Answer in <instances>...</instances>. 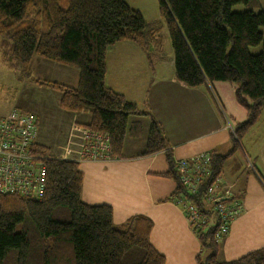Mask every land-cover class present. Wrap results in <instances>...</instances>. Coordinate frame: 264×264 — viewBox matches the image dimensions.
I'll return each mask as SVG.
<instances>
[{
  "label": "trees",
  "instance_id": "obj_1",
  "mask_svg": "<svg viewBox=\"0 0 264 264\" xmlns=\"http://www.w3.org/2000/svg\"><path fill=\"white\" fill-rule=\"evenodd\" d=\"M263 6H264V0ZM249 0H159L160 18L173 51L174 78L191 89L227 84L234 88L237 107L245 121L233 126L234 149L258 123L264 110V9L233 13ZM155 33L141 14L124 0H0L1 58L15 61L28 75L39 58L78 72L75 87L56 82L37 85L60 94L59 108L69 114H88L84 127L107 135L111 155L120 158L127 135L138 138L140 124L130 117L143 116L123 96L104 85L105 53L122 42L147 51ZM262 44L257 55L249 48ZM43 152V148H40ZM164 152L168 171L163 177L175 183L167 199L183 193L161 126L152 118L140 156ZM212 169L220 176L225 157L214 152ZM247 158V157H246ZM248 159V158H247ZM46 187L41 201L0 195V264H165L149 242L152 222L134 216L115 227L107 205L81 201L83 175L76 162H45ZM68 212V221L53 218ZM29 220L38 233L31 241L25 230ZM215 228L194 234L208 256L198 264H264V248L237 260L217 259Z\"/></svg>",
  "mask_w": 264,
  "mask_h": 264
},
{
  "label": "crops",
  "instance_id": "obj_2",
  "mask_svg": "<svg viewBox=\"0 0 264 264\" xmlns=\"http://www.w3.org/2000/svg\"><path fill=\"white\" fill-rule=\"evenodd\" d=\"M154 38L159 41L157 33ZM40 61L33 59L32 68L48 67L49 64ZM71 73V83L67 86L75 87L78 72ZM104 85L136 107L140 104V111L145 115L130 118V122H140L142 135L145 132L147 136L151 118L161 126L174 161L204 152L225 157L220 177L224 184L232 186L244 213L218 242L217 259L222 257L221 262H230L264 248V179L255 165L257 154L252 153L253 157L249 158L242 148L252 129L258 123L257 127H264V122L260 117L238 149H234L233 126L245 121L235 103L234 88L227 84H216L211 89L187 88L174 78L173 55L166 57L161 49L152 47L147 52L131 42L107 49ZM121 88L141 89L144 95L137 101L117 91ZM36 119L38 122L37 116ZM70 122L84 127L90 122V116L67 113V130ZM141 138L138 142L137 138L127 135L121 157L115 160L78 163L83 175L81 201L89 206H109L115 227L134 216L150 219L149 242L165 264H198L208 252L202 250L178 206L167 200L175 190V183L163 177L169 169L166 155L159 152L140 156L145 146ZM38 144L44 146L40 141ZM246 157L251 167L246 165Z\"/></svg>",
  "mask_w": 264,
  "mask_h": 264
},
{
  "label": "built area",
  "instance_id": "obj_3",
  "mask_svg": "<svg viewBox=\"0 0 264 264\" xmlns=\"http://www.w3.org/2000/svg\"><path fill=\"white\" fill-rule=\"evenodd\" d=\"M77 132L82 134L81 137L71 134L70 141L61 148V154L47 158L42 156L38 144V122L34 114L13 110L0 118V195L39 202L45 194V162H93L110 155L107 135L85 130ZM75 139L79 143H74ZM212 161L210 152L175 160L183 193L173 202L181 210L193 234L215 228L214 238L220 242L243 209L232 186L214 175Z\"/></svg>",
  "mask_w": 264,
  "mask_h": 264
},
{
  "label": "rangeland",
  "instance_id": "obj_4",
  "mask_svg": "<svg viewBox=\"0 0 264 264\" xmlns=\"http://www.w3.org/2000/svg\"><path fill=\"white\" fill-rule=\"evenodd\" d=\"M130 7L137 10L143 19L148 22L152 27V31L157 33L158 42L155 41V38L151 41L152 48H159L163 51L164 55L167 57L169 55H173V51L171 48L169 35L166 29V26L162 22L159 13V0H124ZM264 9L262 0H249L247 5H236L231 8L233 13H242L245 11H252L257 14ZM261 32L263 33L264 40V28H261ZM0 46H1V38H0ZM1 48V47H0ZM262 48V44L249 48V53L251 55H257ZM1 51V49H0ZM41 60V64H49L48 67H36L34 66L28 75L21 74L20 68L18 64L13 60L7 64L3 62V59L0 56V118L6 117L13 110H21L24 112H30L37 116L38 118V141L42 143L43 157L54 158L61 154V148H63L67 141H70L69 136L72 134L81 137V133L77 132L79 130L88 131L87 128L83 126H79L76 122H70L67 130V113L63 112L59 108V97L60 94L56 91L47 89L45 87H41L37 85L36 81L38 79H43L50 82H56L62 85H69L71 83V72H76L73 69H69L67 67L61 66L59 64L45 61L39 58H34ZM46 66V65H45ZM123 83V82H122ZM121 93L125 92L126 95L136 99L139 101L143 97V90L141 89H133L126 90L125 88H121ZM123 91V92H122ZM134 91L136 96L134 95ZM138 110H141L140 104L137 106ZM134 118V117H130ZM261 120L264 122V110L261 115ZM140 124L139 121H136ZM259 124V123H258ZM258 124L252 129L251 134L248 138H245L243 141V151L249 156V158L253 157V154H257L256 167L261 173L264 179V127H257ZM83 128V129H81ZM140 129L141 124H140ZM68 131V136L65 137V134ZM65 132V133H64ZM40 133V134H39ZM233 133V129H232ZM146 133L143 132L140 134L142 137V141L144 142L146 139ZM137 138V139H138ZM250 138V139H249ZM65 142L62 144V141ZM138 142H141L138 139ZM78 139L74 140L76 143ZM255 141L254 143H251ZM79 143V142H77ZM49 145V146H48ZM111 151V149H110ZM111 154V152H110ZM117 159V157L113 155H108L103 159H98L93 162H100L106 160ZM246 165L251 166V162L246 158ZM242 203V202H241ZM243 209V207H242ZM244 210L241 214L243 215ZM240 216V217H241ZM239 217V218H240ZM54 219L60 221H68V212L66 211H56L53 215ZM236 221V220H235ZM234 221V222H235ZM25 230L29 235L30 240L33 242L38 236L36 228L30 223L29 220H25V223L17 228V231ZM15 254L9 255L11 259H9L8 264H15ZM219 261H223L222 257H218Z\"/></svg>",
  "mask_w": 264,
  "mask_h": 264
}]
</instances>
